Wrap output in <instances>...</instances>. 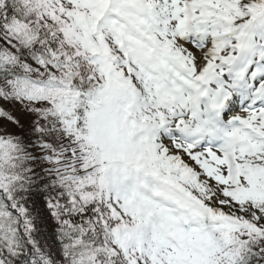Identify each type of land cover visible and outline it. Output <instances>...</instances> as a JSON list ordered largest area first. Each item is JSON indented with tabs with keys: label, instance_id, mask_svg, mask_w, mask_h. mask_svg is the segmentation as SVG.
<instances>
[{
	"label": "snow or ice",
	"instance_id": "1",
	"mask_svg": "<svg viewBox=\"0 0 264 264\" xmlns=\"http://www.w3.org/2000/svg\"><path fill=\"white\" fill-rule=\"evenodd\" d=\"M0 264H264V0H0Z\"/></svg>",
	"mask_w": 264,
	"mask_h": 264
}]
</instances>
